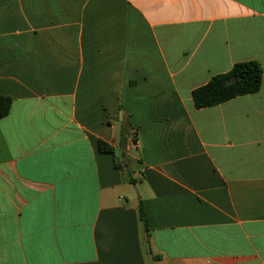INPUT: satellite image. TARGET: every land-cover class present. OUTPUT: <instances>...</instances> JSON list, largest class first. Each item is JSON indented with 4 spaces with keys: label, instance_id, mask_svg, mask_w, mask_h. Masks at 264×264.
<instances>
[{
    "label": "crops",
    "instance_id": "crops-1",
    "mask_svg": "<svg viewBox=\"0 0 264 264\" xmlns=\"http://www.w3.org/2000/svg\"><path fill=\"white\" fill-rule=\"evenodd\" d=\"M247 61L264 0H0V264H264V77L192 98Z\"/></svg>",
    "mask_w": 264,
    "mask_h": 264
},
{
    "label": "trees",
    "instance_id": "trees-1",
    "mask_svg": "<svg viewBox=\"0 0 264 264\" xmlns=\"http://www.w3.org/2000/svg\"><path fill=\"white\" fill-rule=\"evenodd\" d=\"M264 77V66L256 61L236 63L232 69L212 77V79L192 92L193 102L197 109H204L220 105L235 98L258 93ZM13 99L0 95V120L9 115ZM125 128L122 130L124 136ZM101 153L115 154L114 148L104 141L99 142ZM140 218L145 231H150L143 205H139Z\"/></svg>",
    "mask_w": 264,
    "mask_h": 264
}]
</instances>
